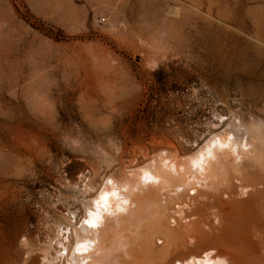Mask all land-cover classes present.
<instances>
[{
  "label": "rangeland",
  "instance_id": "rangeland-1",
  "mask_svg": "<svg viewBox=\"0 0 264 264\" xmlns=\"http://www.w3.org/2000/svg\"><path fill=\"white\" fill-rule=\"evenodd\" d=\"M239 121L264 126V0H0V264L68 263L107 179Z\"/></svg>",
  "mask_w": 264,
  "mask_h": 264
},
{
  "label": "bare ground",
  "instance_id": "bare-ground-1",
  "mask_svg": "<svg viewBox=\"0 0 264 264\" xmlns=\"http://www.w3.org/2000/svg\"><path fill=\"white\" fill-rule=\"evenodd\" d=\"M239 122L188 164L107 179L59 251L66 264H264V126Z\"/></svg>",
  "mask_w": 264,
  "mask_h": 264
}]
</instances>
